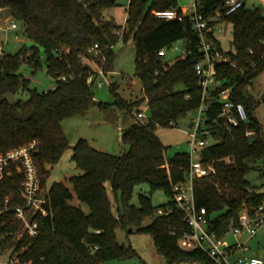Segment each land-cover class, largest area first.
Here are the masks:
<instances>
[{
  "label": "trees",
  "instance_id": "16d2710c",
  "mask_svg": "<svg viewBox=\"0 0 264 264\" xmlns=\"http://www.w3.org/2000/svg\"><path fill=\"white\" fill-rule=\"evenodd\" d=\"M149 2L129 0L126 23L120 26L113 18H105L106 12L119 6L118 0H0V8L11 10L32 43L0 59V154L36 142L32 156L42 189L51 177L50 168L59 164L70 146L63 121L87 114L96 103V74L91 63L107 74L113 72L115 44L121 39L132 40L135 77L142 85L140 99L99 103L101 110L116 106L131 118L132 124L122 135L129 149L115 156L80 139L71 160L82 174L70 178L72 190L61 182L51 185L46 193V214L34 218L39 224L36 236L23 232L17 239L24 230L14 209L26 203L22 196L24 175L13 164L10 175L0 181L3 248L16 246L14 253L31 264H103L136 256L135 249L119 243V229L151 236L166 264H215L202 250H185L180 245L181 236L190 227L173 200V187L186 180L190 157L189 153H177L168 158L167 148L156 134L159 128L177 127L180 119L202 104L201 79L194 64L201 57L200 39L189 15L171 20L156 17V12L167 10L181 15L180 0H152L148 6ZM247 3L229 16L223 10L224 0H202L199 7L206 18L219 16L220 21L210 22L211 27L227 22L234 33V52H225L213 32L208 35L223 55L212 69L217 86L211 93L214 108L209 116H219L223 101L218 95L224 90H229L230 100L244 105L248 114L238 127L223 118L215 125L208 123L215 142L204 149L203 156L213 171L195 181L194 192L197 206L207 209L210 231L219 237H225L231 226H239L243 210L254 216L264 206V194H258L264 188V124L256 116L264 97L257 99L248 93L252 81L264 72V9ZM178 42L193 55H178L169 64L167 54L161 56L160 51ZM22 55L26 63L20 60ZM44 63L56 85L40 92L31 89L21 67L25 64L36 74ZM117 86H110L116 95ZM24 92L29 95L26 100L19 98ZM9 95L15 97L13 104ZM143 104L150 108L151 116L145 124H137L133 112ZM247 131H253V136L248 137ZM252 170L259 172L260 186L247 180ZM108 184L116 195V212ZM145 184L151 193L163 191L168 202L155 206L151 196L139 194L140 206L134 205L136 188ZM74 196L89 207V214L70 203ZM146 219L151 223L144 226Z\"/></svg>",
  "mask_w": 264,
  "mask_h": 264
},
{
  "label": "rangeland",
  "instance_id": "374dc122",
  "mask_svg": "<svg viewBox=\"0 0 264 264\" xmlns=\"http://www.w3.org/2000/svg\"><path fill=\"white\" fill-rule=\"evenodd\" d=\"M151 1L152 0H150L148 6H150ZM118 2L119 6L106 12L105 18L107 20L113 18L118 25L123 26L127 20V7L129 0H118ZM192 3V0H180L182 7H189ZM247 5L251 8L257 6L264 9V4L259 0H249ZM12 20L14 19H0V45H4L6 55H15L22 48L32 46L31 41L23 33V27L20 22H17V29L7 30ZM221 26L222 29L225 28V25ZM217 38L225 52L235 51L233 47L234 33L232 26H229L226 34L224 32L218 34ZM176 46L180 47L178 51L175 50ZM182 50L183 44L181 42L175 43L173 47L167 49L165 61L169 64H173L176 57L182 53ZM113 51L116 55V59L113 72L108 74V78L111 85H118L116 89L117 95L111 91V85L105 83L100 88L96 83L94 88L96 93V103L91 110L85 115L74 116L63 121V130L70 142V146L59 164L50 168L51 177L46 184V187L43 189L44 195L48 192L54 182L64 183L72 190V186L69 182L70 178L82 174V171L79 170L71 160L73 147L80 139H86L93 147L115 156H119L129 149L128 146L123 143L122 135L124 130L129 128L131 118L125 110L116 106L113 110H101L99 108V103L113 104L119 98H122L125 101H135L140 99L143 95L142 85L135 77L136 50L133 41L130 40L124 42V40L121 39L115 44ZM42 58L45 59L44 53L42 54ZM21 73L27 79H30L31 89H37L40 92H47L52 90L56 85V81L48 75L45 63L36 74H32L30 69L23 64L21 67ZM216 86L217 83L215 82L211 85V88L214 89ZM248 93L257 99L264 97V72L252 81V86ZM28 97L29 95L27 92L19 95V98L23 100L28 99ZM140 110L145 111L148 118L151 116L150 108L147 104H143L140 107ZM197 115L198 112L196 111L193 115L180 119L177 127L159 128L157 130V136L167 148L168 158L175 157L177 153H190L191 147L188 143L190 138V124L192 119ZM256 116L258 120L264 124V104H261L257 109ZM247 180L253 186H260L263 183L257 170H252L248 174ZM108 192L113 203L114 211L116 212V195L109 184ZM139 194L151 196L152 202L155 206L165 204L169 200L168 196L163 191H155L151 193L149 186L145 184L137 187L135 190L132 203L137 207L140 206ZM70 203L73 206L81 208L86 214L90 213L89 207L80 202L76 196H74ZM150 223L151 219H146L143 225L146 226ZM23 232L24 231H21L17 236V239H20ZM117 238L120 244L135 249L137 255L126 259L108 260L103 264H166L163 257L157 253L151 236L135 232V229H132V232L129 234L119 229L117 230ZM240 240L245 242L249 248L247 253H243L244 256L260 258L264 261V225L259 230L257 236L253 239L248 241L247 236H242ZM226 242L228 244L234 243L235 239L232 235H228ZM14 245H16V242ZM5 258L6 257H4L3 260H5ZM230 259L232 262H235L233 257Z\"/></svg>",
  "mask_w": 264,
  "mask_h": 264
},
{
  "label": "built area",
  "instance_id": "2783aa9c",
  "mask_svg": "<svg viewBox=\"0 0 264 264\" xmlns=\"http://www.w3.org/2000/svg\"><path fill=\"white\" fill-rule=\"evenodd\" d=\"M246 1L249 0H224L223 10L226 16L232 15L237 10L242 8ZM264 4V0H259ZM202 0H193L191 6L182 10L181 15L175 10L158 11L155 13L156 17L160 19H182L184 16L189 15L191 18V24L194 32L200 39V59L195 61V71L201 79V87L203 90L202 104L197 110L198 115L191 121L189 132V145L191 147L189 157L190 165L187 170L186 180L173 187L174 197L179 209L184 214V219L190 231L185 232L180 238V245L185 250L200 249L206 255H208L215 264H264V261L260 258H251L244 255L236 257L235 262L231 261V257L240 253H247L249 248L245 242H242L240 238L247 236L248 241L257 236L259 230L264 225V206H260L254 216L250 215L245 209L242 211L239 217V226H231L225 237H219L215 232L210 231L207 209L204 207H198L195 200L194 184L197 179L205 178L211 175L213 167L204 163L203 151L206 147L214 144L215 138L212 136L211 128L208 123L215 125L218 118H223L226 122L233 126L238 127L241 122L248 119L246 108L242 104H235L230 100V91L224 90L219 95L223 101L221 112L218 117L211 119L209 113L213 111L212 101L214 97L211 95V85L215 83V77L213 76L212 69L216 63L223 60L221 51L216 46L215 42L208 38V35L213 34L218 37V34L227 33L229 24L227 22H221L216 27H211V21H220L219 16L213 19L206 18L200 11L199 7ZM0 8V11H3ZM7 19H13L12 17ZM221 25H225L222 29ZM1 28V27H0ZM18 28V24L15 20L11 21V24L7 30H15ZM122 32V31H121ZM119 32V33H121ZM98 45L94 47L97 49ZM92 49V50H94ZM179 46H176L175 50L178 51ZM91 50V51H92ZM180 54L183 57L193 55L191 49H187L183 46V50ZM167 54V50L160 51V55ZM7 55L4 51V45H0V59H4ZM26 58L22 55L20 60L26 63ZM93 68L96 74V83L98 87H102L105 83L111 85L108 78V74L105 70L93 63ZM63 80L65 78H62ZM196 112V111H195ZM191 112L190 115H193ZM146 112L138 110L133 112V121L137 124H145L148 121ZM253 131H247L248 137L253 136ZM37 146L36 142L29 145H25L19 148H15L5 154H0V181L4 180L10 175L8 171L13 164L17 166V170L24 175V181L22 183V196L25 199V205L14 209L15 217L23 225L24 232L33 237L38 234L39 224L34 219L37 214H46L47 198L46 194H43L41 187V181L38 176V170L33 161V152ZM159 214H163L162 210L158 211ZM228 235H232L235 239L234 243H227L226 238ZM5 236L0 234V264H31L25 261L14 253L15 247L4 249ZM5 260H3V258Z\"/></svg>",
  "mask_w": 264,
  "mask_h": 264
},
{
  "label": "water",
  "instance_id": "95a60500",
  "mask_svg": "<svg viewBox=\"0 0 264 264\" xmlns=\"http://www.w3.org/2000/svg\"><path fill=\"white\" fill-rule=\"evenodd\" d=\"M12 17V13L10 9H4L3 11H0V19L2 18H10ZM195 63V61H194ZM9 102L10 104H13L15 102V97L13 95H9L8 96ZM250 192H252L253 190H249ZM258 194H264V188L258 191ZM129 232H132V229H129Z\"/></svg>",
  "mask_w": 264,
  "mask_h": 264
},
{
  "label": "crops",
  "instance_id": "0c3cea01",
  "mask_svg": "<svg viewBox=\"0 0 264 264\" xmlns=\"http://www.w3.org/2000/svg\"><path fill=\"white\" fill-rule=\"evenodd\" d=\"M192 1H193V0H192ZM180 7H181L182 10H185V9L187 8V7H182L181 4H180ZM181 43H182L183 46H184V43H183V42H181ZM131 124H132V120H131L130 125H131ZM239 255H243V253H240V254L238 253V254H237L236 256H234L233 258L236 259V257L239 256Z\"/></svg>",
  "mask_w": 264,
  "mask_h": 264
}]
</instances>
